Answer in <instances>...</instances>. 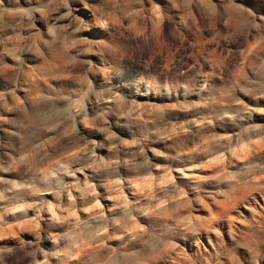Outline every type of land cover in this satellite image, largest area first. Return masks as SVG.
<instances>
[{"label": "rangeland", "instance_id": "1", "mask_svg": "<svg viewBox=\"0 0 264 264\" xmlns=\"http://www.w3.org/2000/svg\"><path fill=\"white\" fill-rule=\"evenodd\" d=\"M0 264H264V0H0Z\"/></svg>", "mask_w": 264, "mask_h": 264}, {"label": "bare ground", "instance_id": "2", "mask_svg": "<svg viewBox=\"0 0 264 264\" xmlns=\"http://www.w3.org/2000/svg\"><path fill=\"white\" fill-rule=\"evenodd\" d=\"M77 6H78V11H80V13L84 16L87 23L94 21L93 26L89 27L87 25L88 27L85 29V31H86L85 33H86V36L88 38H93L96 32L105 33V30L96 24V22H95L96 16H95L94 12L90 9V6L87 3L79 2ZM162 23H163V21H162ZM138 110H140V108L136 107L135 111H138Z\"/></svg>", "mask_w": 264, "mask_h": 264}]
</instances>
